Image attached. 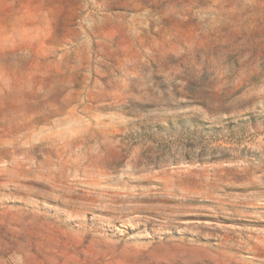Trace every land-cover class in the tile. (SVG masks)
Masks as SVG:
<instances>
[{
    "label": "rangeland",
    "instance_id": "rangeland-1",
    "mask_svg": "<svg viewBox=\"0 0 264 264\" xmlns=\"http://www.w3.org/2000/svg\"><path fill=\"white\" fill-rule=\"evenodd\" d=\"M0 264H264V0H0Z\"/></svg>",
    "mask_w": 264,
    "mask_h": 264
}]
</instances>
